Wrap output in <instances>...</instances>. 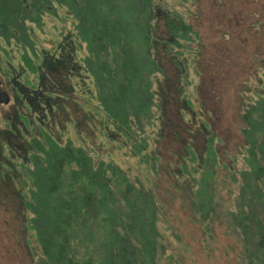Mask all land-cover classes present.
I'll return each instance as SVG.
<instances>
[{
    "label": "rangeland",
    "instance_id": "1",
    "mask_svg": "<svg viewBox=\"0 0 264 264\" xmlns=\"http://www.w3.org/2000/svg\"><path fill=\"white\" fill-rule=\"evenodd\" d=\"M123 1L41 0L42 8L37 13L45 12L40 19L31 14L30 7L20 11L19 19L30 30L32 46L15 36L10 40L0 37V75L11 96L2 107L0 118V264H39L40 245L31 235L30 213L25 204L31 180L26 168L36 160L35 156L31 160L32 156L41 153L36 147L38 142L43 143L44 131L51 132L62 143L70 139L98 159L120 158L127 174L130 171L136 180L146 183L147 176L151 179L149 184L156 192L161 213L158 228L175 237L167 242L158 264H239L238 238L229 230L227 219L233 209L231 204L242 194L241 170L247 166L242 158L246 141L241 130L242 108L249 88L264 71V0H147L145 5L141 0ZM144 6L143 16L149 6L154 16L153 54L164 73L153 83L156 105L150 97L149 113L153 116L147 119L143 114L145 125L140 129L132 116L129 122L133 123L130 129L134 135L138 133V142H143L141 137H147L151 145L156 142L157 172L148 170L147 163L128 154L132 141L123 133L124 138L115 137L118 141L103 134L98 127L102 114L91 119V104L85 108L76 102L80 98L77 91L98 98L90 70V81H79L81 87L77 90L76 78L69 79L62 65H58L57 73L48 64L50 71L40 69L45 79L44 91L37 96L30 90L41 84L40 73L35 76L26 62L39 49L59 53V47L71 45L72 41L77 43V39L88 53L92 36L109 31L103 25L106 20L112 21L116 30H131V15L139 17ZM167 8L176 9V16L183 17L193 28V40L180 38L183 47L168 44L171 35ZM13 11H17L15 5L10 20ZM120 46L123 43H116L115 49L123 51ZM131 46H137L135 41ZM134 56L132 62L136 60ZM24 65L26 71H22ZM24 75L29 80L21 83ZM10 79L20 82L13 93L8 87ZM71 85L73 90L69 93ZM95 100L91 103L96 104L98 99ZM209 130L214 133L212 137ZM119 143L123 144L120 149L116 145ZM211 145L217 159L210 157L208 163L202 158ZM190 148L194 158L203 161L198 164V173H191L190 165V173L183 176L179 170L181 158L189 154ZM233 170L236 180L232 179ZM194 187L204 188V195L208 191L213 195L216 209L210 203L208 224L203 223V214L195 211L200 196L192 191ZM204 225L209 226L210 236ZM169 252L172 257L167 259Z\"/></svg>",
    "mask_w": 264,
    "mask_h": 264
},
{
    "label": "trees",
    "instance_id": "2",
    "mask_svg": "<svg viewBox=\"0 0 264 264\" xmlns=\"http://www.w3.org/2000/svg\"><path fill=\"white\" fill-rule=\"evenodd\" d=\"M141 1L145 5L147 0ZM14 5L17 11H13L10 20L8 17ZM25 7H30L31 14L39 19L45 12L37 13L42 8L41 0H9L8 3L0 0V37L15 36V39L22 38L24 43L32 46L30 30L19 19L22 15L20 11ZM145 7L139 17L131 15V30H116L112 28L113 22L106 20L103 25L109 31L92 36L91 43L88 42V53L84 52L77 39V43L72 41L71 45L59 47V53L39 49L35 51L34 58H26V62L35 76L40 73L38 79L41 84L30 90L37 96L43 95L44 91L42 85L45 79L40 69L43 67L50 71L48 64L57 73H60L58 65H62L69 79L76 78L77 90L81 87L80 82L83 84L86 78L90 81L87 74L90 70L98 101L93 95L77 91L80 98L76 102L85 108L91 104V119L102 114L98 127L102 128L103 134L110 140L118 141L119 138L115 137L124 138L123 133L126 139L132 141V151L128 154L147 163L148 170L152 168L157 172L159 154L156 142L155 146L151 145L147 137H141L143 142H138V133L134 135V130L130 129L133 123L129 122L132 116L140 129L145 125L142 115H147V119L153 116L149 115L150 97L156 105L153 83L160 73H164L153 54L154 16L149 6L144 17ZM165 15L171 35L169 46L183 47L181 37L193 40V28L183 17L176 16V9L167 8ZM177 17H180L179 20ZM133 41L136 47L131 46ZM116 43H123L120 46L123 51L115 49ZM132 55L136 58L133 62ZM25 67L22 71H26ZM257 78L249 88L242 108L244 125L241 130L246 138L242 158L247 165L241 170L243 180L239 187L242 194L231 204L233 209L227 219L229 230L235 232L238 238L239 264H264V71ZM28 80L29 77L24 75L23 82L19 81L24 83ZM72 90L71 85L69 93ZM93 100L97 101L96 104L91 103ZM209 133L211 137L214 135L211 130ZM43 137V143L38 142L39 147H36L41 153L36 152L31 158L36 157L33 165L28 164L26 168L31 180L25 204L30 213L31 235L34 234L40 245L39 264H158V259L167 250V242L175 237L171 238L158 228L161 213L156 192L149 184L151 179L147 176L146 183L137 179L138 182L130 171L127 174V167L121 164L120 158L116 161L112 157L98 159L84 151L83 147L75 146L70 139L62 143L49 131H44ZM116 145L119 149L123 146L122 143ZM193 154L190 148L189 154L184 156L188 163H183L184 158H181L183 161L179 170L183 176L190 173V165L191 173H198L201 169L198 164L202 159L208 163L210 157L217 159L213 145L202 159L194 158ZM234 161L237 162V158ZM235 170L232 171L233 180H236ZM176 179L180 182L179 177ZM203 189L194 187L192 191L200 196L195 211L201 212L203 223L208 224L213 195L210 191L204 195L201 192ZM212 205L216 209L215 202ZM204 227L205 233L210 236L209 226ZM170 257L169 252L167 259Z\"/></svg>",
    "mask_w": 264,
    "mask_h": 264
},
{
    "label": "water",
    "instance_id": "3",
    "mask_svg": "<svg viewBox=\"0 0 264 264\" xmlns=\"http://www.w3.org/2000/svg\"><path fill=\"white\" fill-rule=\"evenodd\" d=\"M9 92L4 88L2 79L0 77V118H1V107L3 104H6L10 100Z\"/></svg>",
    "mask_w": 264,
    "mask_h": 264
},
{
    "label": "flooded vegetation",
    "instance_id": "4",
    "mask_svg": "<svg viewBox=\"0 0 264 264\" xmlns=\"http://www.w3.org/2000/svg\"><path fill=\"white\" fill-rule=\"evenodd\" d=\"M2 83H3V86H4V88L6 89V87H5V82H3L2 81ZM20 83L19 82H17L15 79H10V81H9V84H8V87L10 88V92H14V90H15V87L16 86H18ZM19 87H20V85H19ZM7 90V89H6ZM8 91V90H7ZM6 104H3L2 105V107L3 106H5ZM2 107H1V109H2Z\"/></svg>",
    "mask_w": 264,
    "mask_h": 264
}]
</instances>
